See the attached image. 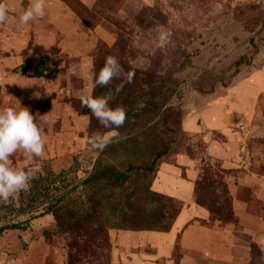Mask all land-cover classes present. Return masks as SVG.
<instances>
[{
    "label": "rangeland",
    "instance_id": "obj_1",
    "mask_svg": "<svg viewBox=\"0 0 264 264\" xmlns=\"http://www.w3.org/2000/svg\"><path fill=\"white\" fill-rule=\"evenodd\" d=\"M21 1L3 0L10 17L28 6ZM61 1L79 19L90 7ZM99 4L103 13L96 28L104 39L98 36L77 73L70 68L79 59L56 45L38 44L29 22L0 24V109L27 107L48 122L45 154L31 162L40 171L27 190L0 201V227L26 224L24 230L3 232L0 264H127L124 257L133 253L152 254L149 245L136 249L112 229L118 218L111 206L126 196L138 197L133 215L122 218L133 227L156 223L179 202L181 212L191 216L183 229L211 230L215 256L236 248L258 258L255 239L264 235V0ZM159 32L166 33L165 41H158ZM107 56L117 59L122 74L95 85ZM42 57L56 70L54 79L28 76ZM85 94L109 97L112 108L123 106V125L104 128L82 105ZM94 133L106 137L102 146L89 143ZM162 151L155 172L140 168ZM11 160L24 166L22 151ZM130 164L138 169L121 188L82 184L96 166L123 171ZM163 170L167 180L158 179ZM153 177L151 186L160 195L149 200L144 192ZM55 201H60L55 211L46 213ZM146 205L151 212L143 211ZM122 241L129 248L118 244ZM181 244L176 237L174 264L182 256Z\"/></svg>",
    "mask_w": 264,
    "mask_h": 264
},
{
    "label": "crops",
    "instance_id": "obj_2",
    "mask_svg": "<svg viewBox=\"0 0 264 264\" xmlns=\"http://www.w3.org/2000/svg\"><path fill=\"white\" fill-rule=\"evenodd\" d=\"M17 1L20 2L21 0ZM80 1L86 6H91L94 3V0ZM30 3L31 0H27V4L29 5ZM44 10L45 14L43 17L35 18L29 21L28 24L30 28L34 27L37 30L35 41L38 44L56 45L61 53L66 54L70 58L79 59L70 68V74L77 73L75 71L80 69V64L85 61V58L87 61L89 60L88 56L96 45L98 36L101 39H104V36L100 37L102 33L97 28L94 30L89 29L76 13L61 0H44ZM166 173L165 170L160 171L158 179L167 180ZM177 185L179 186V182H177ZM151 189L157 192L159 188L151 186ZM178 192L180 193L179 190ZM172 196L177 197L174 194ZM190 219L191 216L187 217L181 212L168 232L148 230L119 231L121 235L128 239L127 243H131L136 249L149 245L154 250L148 256L133 253L131 258L124 257L123 260L127 264H159L158 260L164 258L167 264H174L171 253L177 237L179 243L183 245L181 246L182 256L178 260L179 264H264V235L259 234L255 239L256 246L258 245L260 251L258 258H254L250 254L247 255L246 251L241 252V249L240 251L236 248L229 249L228 244H226V251L228 252L229 249L230 254L215 256L214 253L217 248L211 240V230H204L195 225H190L183 229ZM118 244L124 245L123 241ZM218 244L221 245V242ZM124 246L129 248L126 245Z\"/></svg>",
    "mask_w": 264,
    "mask_h": 264
},
{
    "label": "clouds",
    "instance_id": "obj_3",
    "mask_svg": "<svg viewBox=\"0 0 264 264\" xmlns=\"http://www.w3.org/2000/svg\"><path fill=\"white\" fill-rule=\"evenodd\" d=\"M45 14L44 0H31V3L23 8L18 16H9L8 6L0 0V24L9 21L19 26L28 24L35 18ZM166 33L159 32L157 39L160 42L166 40ZM122 74V69L113 56H107L103 67L95 75V85L105 86ZM81 103L87 107L104 128H119L126 118V110L123 106L109 107V97L81 95ZM18 105L19 102L17 101ZM37 117L41 119L37 120ZM45 115L34 117L27 107H5L0 109V201H8L21 191L27 190L30 181L40 171L38 164L32 165L34 158H41L45 154V129L48 122ZM106 137L100 133H94L89 143L93 146H102ZM17 151H22L24 166L16 167L11 157Z\"/></svg>",
    "mask_w": 264,
    "mask_h": 264
},
{
    "label": "trees",
    "instance_id": "obj_4",
    "mask_svg": "<svg viewBox=\"0 0 264 264\" xmlns=\"http://www.w3.org/2000/svg\"><path fill=\"white\" fill-rule=\"evenodd\" d=\"M77 1V0H76ZM80 1V0H79ZM77 1L79 4L80 2ZM100 0H94V3L89 7L88 10H86L85 15L80 19L89 29H95L98 24L96 22L97 18L102 17V13H103V8L100 6ZM80 5H83L82 3ZM47 60V57H42L38 63L34 66L33 72L28 75L29 77L32 78H42V77H47L50 79H54L56 77V70H53L51 67L46 66L45 62ZM241 60H239L237 62V64H239ZM23 74H26L24 72V70H21ZM165 151L162 152H156L154 158L152 159L151 163L149 165L140 167L142 170H144L145 172L148 173H153L155 172L156 166H157V162L158 160L165 155L164 153ZM133 169H138L133 165H129L125 170L123 171H118L115 168L108 166V165H103V166H96L93 168L92 172L83 180L82 184L84 185H88V186H94V185H98L100 182H104V184L107 186V188L109 189H113L116 190L118 188H121L122 186H124L131 177V171ZM154 177L152 178V181L150 183V185L148 186L147 190L144 192V194L146 193V195L149 197V200L152 199L153 197H156L158 195H160V193H157L155 191H152L151 188V184L153 182ZM194 193H195V186H194ZM34 199L36 198V195H33ZM44 196V195H42ZM138 198V197H137ZM137 198H134L132 196H126L120 203H118L116 206L112 205L111 207L113 208V215L116 216L118 219H114L113 221V225H112V229H116L118 231H138V230H150V231H160V232H168L170 231L174 221L176 220L177 216L180 214L181 210H182V206L181 203L176 202L178 204V207L176 209V211L171 212V214L167 213V217H169L168 219H170V223L166 224L165 220L167 217L165 216H161L160 218H158L153 224H150L149 222H146L144 224H142L141 226H131V223L129 221L126 220H122V218L124 217H129L131 215H133V207L134 204L136 203V201L138 200ZM170 199L172 201H174L173 198L170 197H165V199ZM37 202V199H35ZM34 200V202H35ZM60 201H55V203H51L49 204L46 209L45 212L46 213H53L57 207V205L59 204ZM197 204L201 205L199 203V201H196ZM204 206L209 210V212L215 216V213L213 211V209L207 205L206 203H204ZM127 208L129 210H127ZM143 211L146 212H151V208L146 205V209H143ZM56 215V214H55ZM86 216V215H85ZM85 216L83 218H85ZM57 218V216H56ZM218 220H222L224 218L222 217H218ZM233 217L231 218V222L235 221V219L233 220ZM164 221V222H163ZM229 221V219H228ZM137 228H141V229H137ZM14 230V229H18V230H24L26 229V224L25 223H15V224H10V225H5L3 227H0V237L2 236L3 232L5 230ZM179 257V256H178Z\"/></svg>",
    "mask_w": 264,
    "mask_h": 264
}]
</instances>
